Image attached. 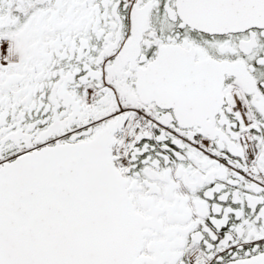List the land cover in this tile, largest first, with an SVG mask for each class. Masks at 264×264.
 Segmentation results:
<instances>
[{"label": "snow or ice", "instance_id": "1", "mask_svg": "<svg viewBox=\"0 0 264 264\" xmlns=\"http://www.w3.org/2000/svg\"><path fill=\"white\" fill-rule=\"evenodd\" d=\"M0 264H264V0H0Z\"/></svg>", "mask_w": 264, "mask_h": 264}]
</instances>
